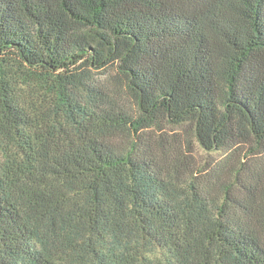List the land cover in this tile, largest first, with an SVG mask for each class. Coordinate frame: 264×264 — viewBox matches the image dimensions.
<instances>
[{
  "label": "trees",
  "instance_id": "trees-1",
  "mask_svg": "<svg viewBox=\"0 0 264 264\" xmlns=\"http://www.w3.org/2000/svg\"><path fill=\"white\" fill-rule=\"evenodd\" d=\"M0 264H264V0H0Z\"/></svg>",
  "mask_w": 264,
  "mask_h": 264
},
{
  "label": "rangeland",
  "instance_id": "rangeland-1",
  "mask_svg": "<svg viewBox=\"0 0 264 264\" xmlns=\"http://www.w3.org/2000/svg\"><path fill=\"white\" fill-rule=\"evenodd\" d=\"M184 129L188 132V134L185 133L184 130H181V129H177V130H172V131H168V134H171V135H174L175 132L181 134V135H184L183 138H187L189 137L190 139H192V141L194 142L195 144V147H194V152H193V157H194V162L200 166L202 164H205V163H210V162H214V161H217V160H220L221 158V154L220 153H213V152H205L203 151L202 149H200L197 145V143L194 141V136L192 135V133L189 132V129L188 127L184 126ZM166 130H169V127L167 126L166 127ZM171 140H175V138H172ZM160 256H158L157 254L155 255H151L149 256V258L154 261L156 259H158Z\"/></svg>",
  "mask_w": 264,
  "mask_h": 264
}]
</instances>
